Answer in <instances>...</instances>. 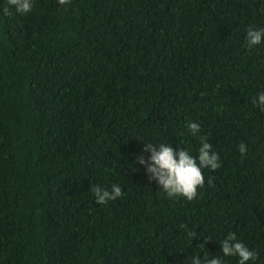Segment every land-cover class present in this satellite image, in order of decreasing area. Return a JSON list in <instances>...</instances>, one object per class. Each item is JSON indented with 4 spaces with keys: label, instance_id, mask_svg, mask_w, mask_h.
<instances>
[{
    "label": "trees",
    "instance_id": "obj_1",
    "mask_svg": "<svg viewBox=\"0 0 264 264\" xmlns=\"http://www.w3.org/2000/svg\"><path fill=\"white\" fill-rule=\"evenodd\" d=\"M249 27L264 0H33L26 15L0 0V264H188L229 232L264 264V43L245 46ZM200 136L221 166L192 201L132 170L143 142L195 156ZM114 184L97 204L91 188Z\"/></svg>",
    "mask_w": 264,
    "mask_h": 264
},
{
    "label": "clouds",
    "instance_id": "obj_2",
    "mask_svg": "<svg viewBox=\"0 0 264 264\" xmlns=\"http://www.w3.org/2000/svg\"><path fill=\"white\" fill-rule=\"evenodd\" d=\"M57 3L65 6L69 0H57ZM7 4L18 15H26L33 8V0H7ZM7 11L8 9H5V12ZM262 43H264V28L249 27L245 34V46L252 49ZM252 103L264 111V92H260ZM185 127L194 137L200 133L197 123L188 122ZM238 151L244 155L247 151L246 145L243 143L238 145ZM142 153L131 165L132 170H136L137 166L143 168L149 183L154 182L159 191L170 199L183 198L192 201L197 195V189L204 184L202 171L205 169L215 171L221 166L219 155L204 136L199 137V147L195 156L178 146L173 149L169 144L153 145L145 142H143ZM91 191L97 204L115 201L122 196L121 187L115 184L110 190L96 186L91 188ZM187 235L193 240L197 237V232L189 231ZM206 243L207 241H204L200 247H205ZM219 245L220 255L197 253L191 255L188 264H226V260L231 258L236 259V264H250V262L254 264L256 260V255L237 238L235 233L229 232Z\"/></svg>",
    "mask_w": 264,
    "mask_h": 264
}]
</instances>
